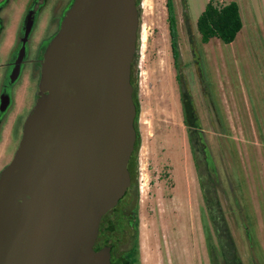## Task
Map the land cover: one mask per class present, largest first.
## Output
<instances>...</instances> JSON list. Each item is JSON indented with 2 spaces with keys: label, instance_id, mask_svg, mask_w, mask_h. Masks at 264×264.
I'll list each match as a JSON object with an SVG mask.
<instances>
[{
  "label": "rangeland",
  "instance_id": "obj_1",
  "mask_svg": "<svg viewBox=\"0 0 264 264\" xmlns=\"http://www.w3.org/2000/svg\"><path fill=\"white\" fill-rule=\"evenodd\" d=\"M208 1L224 4L173 0L174 61L165 0H140L134 177L101 225L102 237L113 226L116 252L128 249V222L112 220L125 201L133 206L136 264H264V0H239L242 28L231 43L200 40L196 21ZM28 2L4 8L2 60L19 41ZM50 19L48 6L31 46L47 35ZM4 75L0 67V86ZM113 262L126 264L119 254Z\"/></svg>",
  "mask_w": 264,
  "mask_h": 264
},
{
  "label": "water",
  "instance_id": "obj_2",
  "mask_svg": "<svg viewBox=\"0 0 264 264\" xmlns=\"http://www.w3.org/2000/svg\"><path fill=\"white\" fill-rule=\"evenodd\" d=\"M139 26L136 0H73L65 12L0 174V264H112L94 244L131 184Z\"/></svg>",
  "mask_w": 264,
  "mask_h": 264
},
{
  "label": "flooded vegetation",
  "instance_id": "obj_3",
  "mask_svg": "<svg viewBox=\"0 0 264 264\" xmlns=\"http://www.w3.org/2000/svg\"><path fill=\"white\" fill-rule=\"evenodd\" d=\"M11 1L0 0V37L6 24L4 8ZM72 2L73 0H29L16 47L9 53L7 59L2 60L0 57V67L5 68V75L0 86V174L12 160L22 137L24 122L39 97L38 83L41 72V61L45 49L58 31L61 20ZM48 6L51 8V19L46 28L47 35L31 46L32 33L36 28L40 15ZM26 16L30 18L29 28L27 26L23 28ZM26 64H29L31 67L26 71V81L28 84L24 97L21 98L19 95L21 93L20 81L22 80ZM116 207L117 205L110 212ZM110 212L108 211L100 220L99 232L94 248L110 246L111 258L114 260L115 254H119L121 257L123 252L127 251L130 246L128 249L116 252V245L112 239L108 237V240H106L107 237H100L101 225L105 221L106 215ZM132 214L133 206H130V203L125 201L120 210L115 213V219L112 221L115 222L119 217L123 216L128 224H130ZM109 221L112 222L111 220ZM129 242L131 244V237H129Z\"/></svg>",
  "mask_w": 264,
  "mask_h": 264
},
{
  "label": "trees",
  "instance_id": "obj_4",
  "mask_svg": "<svg viewBox=\"0 0 264 264\" xmlns=\"http://www.w3.org/2000/svg\"><path fill=\"white\" fill-rule=\"evenodd\" d=\"M136 3L139 10L140 0H136ZM165 6L167 11L168 31L170 35V47L174 61H177L179 56L178 44H177V20H176L173 0H165ZM196 28L198 33L200 34V40L203 43H207L211 38L214 37L218 38L223 43H231L236 38V35L242 28V21L237 3L234 1H230L228 3L221 4L219 6L212 1H208L203 11L197 18ZM138 39H139V29L137 34V40ZM137 48H138V41L136 42V49ZM130 80L133 86V99L136 106V117L134 121V126L136 130V140H135L133 152L128 162V171L130 173L131 184H132V180L134 177V169H135L134 168L135 154L139 146V133L137 129L139 107L136 100L135 85L133 83L132 66H131ZM131 184L125 194H127V192L130 190ZM137 219H138L137 214L135 212V209H133L132 218L129 222L130 223L129 227L132 232L130 248L127 251L123 252L121 256V259L126 264H136L137 226H138ZM112 231H113V226L110 225V227L105 231L106 234L108 235L106 239L108 240L109 237L115 243L116 242L115 239H113V236L110 234L112 233ZM99 235H101L100 237H102L101 230ZM111 262L112 264H114L112 258H111Z\"/></svg>",
  "mask_w": 264,
  "mask_h": 264
},
{
  "label": "crops",
  "instance_id": "obj_5",
  "mask_svg": "<svg viewBox=\"0 0 264 264\" xmlns=\"http://www.w3.org/2000/svg\"><path fill=\"white\" fill-rule=\"evenodd\" d=\"M230 1H234V2H236L237 3V5H238V8H239V13H240V7H239V0H221V3H228V2H230ZM220 1H218L217 3H219ZM216 4V3H215Z\"/></svg>",
  "mask_w": 264,
  "mask_h": 264
}]
</instances>
